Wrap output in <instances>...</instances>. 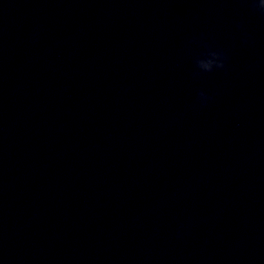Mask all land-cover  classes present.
Instances as JSON below:
<instances>
[{"label": "clouds", "instance_id": "9594fccd", "mask_svg": "<svg viewBox=\"0 0 264 264\" xmlns=\"http://www.w3.org/2000/svg\"><path fill=\"white\" fill-rule=\"evenodd\" d=\"M251 12L264 16V0H247ZM195 42V41H194ZM243 42L247 44L248 38L244 37ZM203 51L195 58V66L197 71L193 73V77L198 79L202 73H211L217 69H224L226 67L225 61L228 59L227 54L222 49H214L210 44H203ZM211 99L204 91L197 92V102L201 106H206Z\"/></svg>", "mask_w": 264, "mask_h": 264}]
</instances>
